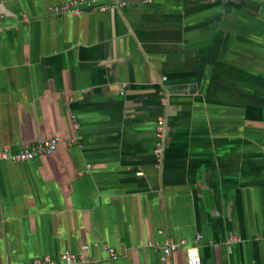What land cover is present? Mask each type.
Returning <instances> with one entry per match:
<instances>
[{
    "label": "crops",
    "instance_id": "0c3cea01",
    "mask_svg": "<svg viewBox=\"0 0 264 264\" xmlns=\"http://www.w3.org/2000/svg\"><path fill=\"white\" fill-rule=\"evenodd\" d=\"M73 1L0 0V264H264V0Z\"/></svg>",
    "mask_w": 264,
    "mask_h": 264
},
{
    "label": "built area",
    "instance_id": "2783aa9c",
    "mask_svg": "<svg viewBox=\"0 0 264 264\" xmlns=\"http://www.w3.org/2000/svg\"><path fill=\"white\" fill-rule=\"evenodd\" d=\"M117 7H119L117 5ZM55 10H60L64 14H71L74 16H82L85 12L84 11H95L98 13H107L108 9L106 7H98L95 2L91 1H73L71 3L65 4L64 6L54 8ZM165 79V78H164ZM126 84H124L125 88ZM125 91L122 89V94H124ZM165 116L160 115L157 120V131L156 136L158 139V142L156 144L155 152L159 156L164 151L163 142L165 141ZM65 141L61 137H55L51 138L48 141H38L34 144L27 145L25 148L21 149L20 151H17L15 153H11L9 148H4L0 152V160L2 161H9V162H20V161H27L34 158H40L44 155H50L53 152H55L59 146L64 143ZM68 145H75L78 144L75 140H70L66 142ZM233 242H242L237 237H231L230 243ZM153 246V244H150ZM97 247V245H95ZM181 247V243H177L173 240H169L166 245L164 246V261L170 257L171 254L176 252ZM91 247L84 245L82 247L83 251L90 250ZM105 250L108 251L111 258L114 260L119 259V255L116 254V251L114 248L105 246ZM87 262V259L82 254H74L69 251H65L62 255L59 261L54 260L51 256H44L41 258H35L32 261V264H85ZM189 264H201L200 258L198 256H192L189 259Z\"/></svg>",
    "mask_w": 264,
    "mask_h": 264
}]
</instances>
